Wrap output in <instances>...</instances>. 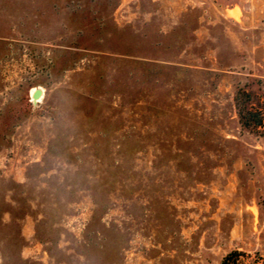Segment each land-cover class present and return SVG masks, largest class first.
Returning a JSON list of instances; mask_svg holds the SVG:
<instances>
[{
    "label": "rangeland",
    "instance_id": "1",
    "mask_svg": "<svg viewBox=\"0 0 264 264\" xmlns=\"http://www.w3.org/2000/svg\"><path fill=\"white\" fill-rule=\"evenodd\" d=\"M229 254L264 264V0H0V264Z\"/></svg>",
    "mask_w": 264,
    "mask_h": 264
},
{
    "label": "trees",
    "instance_id": "2",
    "mask_svg": "<svg viewBox=\"0 0 264 264\" xmlns=\"http://www.w3.org/2000/svg\"><path fill=\"white\" fill-rule=\"evenodd\" d=\"M238 116L241 124L244 127L260 126L262 123L261 114L257 110H252L249 108H243V109L239 108ZM229 256L230 254L223 259L222 264H229L228 262Z\"/></svg>",
    "mask_w": 264,
    "mask_h": 264
},
{
    "label": "water",
    "instance_id": "3",
    "mask_svg": "<svg viewBox=\"0 0 264 264\" xmlns=\"http://www.w3.org/2000/svg\"><path fill=\"white\" fill-rule=\"evenodd\" d=\"M37 94H38V92H35L34 96L36 97V96H37Z\"/></svg>",
    "mask_w": 264,
    "mask_h": 264
}]
</instances>
